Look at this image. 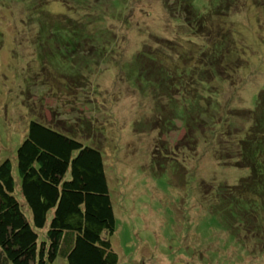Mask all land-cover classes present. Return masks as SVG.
<instances>
[{"label": "rangeland", "instance_id": "rangeland-1", "mask_svg": "<svg viewBox=\"0 0 264 264\" xmlns=\"http://www.w3.org/2000/svg\"><path fill=\"white\" fill-rule=\"evenodd\" d=\"M66 1L65 6L62 0H0V162L11 160L17 199L24 203L16 149L30 121L49 124L103 155L116 222L109 240L117 264H264V248L251 244L243 231L234 236L218 217L203 215L217 199L209 186H228L246 174V169L229 166L219 152L224 146L218 145V129L211 125L227 120L239 127L254 124L247 111L254 93L264 87V0H231L228 17L219 22L222 32L231 30L238 50L230 55L226 72L209 75L207 85L199 87L219 110L218 120L204 129L206 119L200 116L194 144L183 137L184 110H176L183 103L181 93L136 81L133 58L147 42L161 50L166 66L182 50L194 56L186 60V67L193 66L203 50L211 52L219 34L214 31L210 39L206 27L187 31L165 10L163 0ZM212 1L200 0L199 6L204 12L214 9L218 0ZM170 2L175 6V0ZM90 13L91 22L85 21L91 27L59 23L61 15L73 20ZM29 17L52 26L40 31L39 41L34 42L38 27ZM215 22L208 19L206 25ZM96 25L101 26L98 34L110 40L95 45L114 46L113 51L96 55L88 49ZM109 32L116 33L115 44ZM200 71L201 62L199 77ZM226 111L230 114L224 120ZM229 131L237 129L230 125ZM52 264L67 262L59 254Z\"/></svg>", "mask_w": 264, "mask_h": 264}, {"label": "trees", "instance_id": "trees-1", "mask_svg": "<svg viewBox=\"0 0 264 264\" xmlns=\"http://www.w3.org/2000/svg\"><path fill=\"white\" fill-rule=\"evenodd\" d=\"M170 1H162L165 10L187 27V31L199 33L206 27L210 39L214 31L219 34L210 41L211 52L202 51L200 77V62L186 67V60L190 61L194 57L187 51H177L176 58L169 62L171 66H166L161 50L147 45V42L134 54L131 75L147 87L166 91L174 88L181 93L178 100L183 103L176 110L180 114L184 110L181 120L186 131L183 137L194 144L200 135V116L206 119L207 124L204 120L202 124L204 129L218 120L215 115L219 110L211 103L212 96L200 93L199 87L207 85L209 75L220 73V76L226 72L228 61H231L230 55L234 54V49L238 50L231 38V30L222 32V28L218 27L219 22L228 17L232 1L218 0L214 9L207 7L205 12L199 6L200 0H175L173 7ZM47 3L44 1V4ZM121 14L116 17L120 18ZM90 17L91 13L85 18L71 20L61 15L59 23L81 28L84 24L89 25L85 20L90 21ZM208 19L218 22L207 26ZM28 20L38 27L34 32V42L39 41L40 31L52 29L49 23L34 21L32 17ZM100 28L98 25L94 27L88 42V49L94 50L96 55L114 50V46L95 45L97 41L109 44V38L104 39L98 34ZM109 34L115 44L113 39L116 33ZM228 38L232 40L231 44L230 41L227 43ZM179 47L186 49L182 44ZM76 51L84 52L87 48ZM214 93L218 94L216 91ZM169 98L172 100V97ZM253 98L252 109L247 111L250 121L254 115L252 127H239L236 122L229 120L225 124L222 122L221 126H217V123L211 125L218 129L214 132L219 137L218 145L224 146V149L219 148V152L229 160V166L246 169V174L226 187L209 186V193L217 199L206 206L203 215L218 217L234 236H240L239 232L243 231L251 244L264 248V87L255 92ZM227 111L224 120L230 114ZM244 120L247 121V118ZM230 125L237 132L229 131ZM59 129L32 120L16 149V168L24 203L15 196L11 160L6 158L0 162V264H52L59 254L67 264L118 262L109 240V235L115 231L116 222L103 155L97 147L84 145ZM229 144L232 145L230 148ZM25 205L31 213V219L27 216ZM49 213L52 216L46 228ZM41 233L44 237H41Z\"/></svg>", "mask_w": 264, "mask_h": 264}]
</instances>
